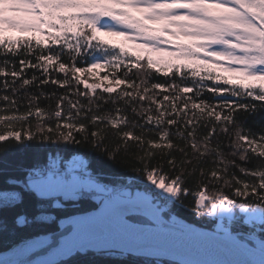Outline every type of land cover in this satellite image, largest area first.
Instances as JSON below:
<instances>
[{"label": "trees", "instance_id": "1", "mask_svg": "<svg viewBox=\"0 0 264 264\" xmlns=\"http://www.w3.org/2000/svg\"><path fill=\"white\" fill-rule=\"evenodd\" d=\"M137 2L0 0V14L8 13L0 18V69L8 73L7 87L0 80V191H24L34 198L37 213L52 216H26L20 202L0 208V251L22 238L55 230L62 217L96 207L91 194L40 198L26 186L29 171L46 166L50 157L67 160L75 154L109 184H125L127 176L141 179L152 172L177 180L179 202L166 215L183 223L201 225L191 210L196 194L203 191L208 197L260 205L264 225V73L260 82L250 72L254 65L264 66V0L216 2L237 10L242 19L220 15L201 1L187 4L185 13L209 16L230 34L232 40L224 41L223 48L242 44L237 45V63L231 64L236 70L209 60L216 33L198 18L185 14L174 22L154 19L153 10L146 5L139 11ZM38 10L46 13L44 23L49 25L40 29L43 44L27 35L34 28L33 18L39 19ZM111 17L129 24L127 38L161 41L159 50L171 58L170 66L155 67L157 53L149 47L129 51L102 39L97 29ZM5 25L12 29L10 36ZM93 62L117 82L115 90L87 91L75 79L76 69ZM230 69L238 74L236 79L226 76ZM13 70L19 73L15 79ZM134 182L126 188L138 185ZM242 184L249 190L240 189ZM22 215L26 220L19 223ZM59 264L176 263L88 249Z\"/></svg>", "mask_w": 264, "mask_h": 264}, {"label": "rangeland", "instance_id": "2", "mask_svg": "<svg viewBox=\"0 0 264 264\" xmlns=\"http://www.w3.org/2000/svg\"><path fill=\"white\" fill-rule=\"evenodd\" d=\"M198 1L203 2L206 8L208 7L209 10H215L220 15L226 14L228 16H236L242 19V17L235 9L231 10L225 6L213 7V5H216V2L218 0H138V2L136 3V8L137 10L141 11L144 6L147 5L153 10L154 19L162 16L174 22L177 21L178 18L185 15L184 11L186 8L190 9L187 4H189L190 6L196 5ZM28 4L29 6H34L35 2L28 1ZM7 14V12H1L0 18L1 16L6 17ZM190 17L193 19H195L194 17L198 18L197 20L201 21L202 24L207 28V30L216 33L215 40L209 48V60H216V62L222 64V67H229L233 70H236L237 67H235V65L231 66V64L237 63V60L239 58L237 53V45L242 44L235 43L234 49L223 48L224 41L231 42L232 40L230 34L225 33L223 27H220L218 24L215 25L214 19H211V17L209 16H204L200 19V15L196 16L193 12L187 16V19H189ZM128 26L129 24H127V22H121V20L117 19V17H111L110 21L103 23L97 29V33L99 36L101 33L107 34V39L104 40L108 42L112 41L111 43L120 44L123 47L127 48L129 51H137L139 49L149 47L153 49L155 53H157V55L154 57V61L152 62L155 67H158L159 69H166L168 66H170L172 62L171 58L165 56L159 50V47H161L162 45L161 41L153 39L141 41L135 39L133 40V37L127 38L125 35L127 33L126 29L128 28ZM3 28L5 29V33L7 34V36H10L12 32L11 27H6L5 25V27ZM97 65L99 67H94ZM232 69L227 70L226 72V76L231 80L236 79V76L238 75ZM75 71V79L79 81L82 84L83 88H85L87 91L101 89L106 92H111L117 87V82L110 78L106 69L99 62H93L86 66L85 69H76ZM250 72L252 76H255L254 80L261 82L259 78L261 77V74L264 73V66L254 65L252 66V68H250ZM73 157H76V174L82 178V181L72 188L62 189L55 193L41 191L39 194H37V192H35L37 197L51 198L61 196L63 198H77L80 194H91L92 198L96 200V197L100 196L103 192L122 190L133 194L135 190H139L142 191L145 195L150 196L151 201L156 204L157 208L161 209V215L165 220L176 223H183L171 213L169 215H166V213H169L168 210L170 206L175 202H179L177 197L180 191V185L178 184L177 180H166L162 176L152 172L146 174L145 177L141 179L127 176L125 177V184H120L119 182H117L116 184H109L106 181L104 182L100 180L101 177L92 174L86 168L85 159L78 154L71 156L67 160H62L59 156L50 157L46 166L37 168V170L44 171L51 167L53 169L58 168L63 171L65 166L72 160ZM31 171H29V174L31 173ZM133 182L137 183L138 185L133 186L134 188L132 189L126 188L127 184L130 186V183ZM26 186L30 188L27 182ZM241 188L242 190H249V187H246L245 184H242L240 189ZM20 192L22 194V199L19 202L21 203L23 213L26 216L34 214L35 218L41 220L49 219L52 217L49 214L37 213L34 198L26 196L24 191L20 190ZM53 201L55 204H58L59 202L57 199ZM191 212L194 214V217L196 219L201 221V225L195 224L196 226H200V228H203L210 232H215L217 224H221L223 229L230 230L231 233L234 236H237L241 241H251L252 243L251 245H249V247L256 252L258 251L262 256H264L263 209L260 205H244L232 199H227L219 196L208 197L205 194L197 193L196 200L194 202V208L191 210ZM24 218V220H26V217ZM139 218L140 220L135 219V221L138 223L150 222L144 216H139ZM222 234L223 233H221V235ZM240 251L242 253L241 249ZM177 254L179 255V253ZM183 254L185 255V258H187V261L181 262L178 259L157 257H154V259L168 260L176 264L197 263V261H195V258L198 257L195 254Z\"/></svg>", "mask_w": 264, "mask_h": 264}, {"label": "snow or ice", "instance_id": "3", "mask_svg": "<svg viewBox=\"0 0 264 264\" xmlns=\"http://www.w3.org/2000/svg\"><path fill=\"white\" fill-rule=\"evenodd\" d=\"M213 7L220 6L213 5ZM129 10L134 11L133 9ZM37 16L39 19L33 18L34 28L27 35H34L36 40L43 44L45 41L40 36V29H47L49 25L44 23L46 17L44 11L38 10ZM238 26H242V24H238ZM100 36L107 39L105 33H101ZM185 39L180 37L182 41ZM7 75L8 73L5 70L0 69V80H3L5 87H7V80L4 77ZM11 75L15 79L19 76V73L13 70ZM214 134L213 131L212 135ZM240 139L249 142L248 137L241 136ZM261 158L264 159V154H261ZM75 161L76 157H73L63 171L51 167L44 171L33 169L26 180L30 186L29 190L37 192V194L41 191L55 193L76 186L82 181V178L76 174ZM8 183L14 185L16 182L10 180ZM21 199L22 194L15 187L0 191V208L19 202ZM96 203L97 207L90 212L62 219L58 235L47 233L22 238L12 252L22 250L24 256L22 259L17 260L15 264H59L61 258L80 251L83 243L89 239H104L114 235L143 239L139 231L141 225L134 218L137 216L152 217L154 215L148 205L139 202L138 194L134 197L132 193L127 191L103 192L96 197ZM65 220L70 222L66 229L64 228ZM18 222L23 223L24 217H19ZM151 224H154L155 228L150 229V231L156 234L162 243L174 247H182L193 243L202 245L226 243L250 250L249 245L252 243L251 241H241L230 230L223 229L221 224H217L215 232L194 229L189 225L168 227L156 219H152ZM221 233L223 234L221 235ZM37 253L42 255L34 256ZM29 257L34 258L29 260Z\"/></svg>", "mask_w": 264, "mask_h": 264}, {"label": "water", "instance_id": "4", "mask_svg": "<svg viewBox=\"0 0 264 264\" xmlns=\"http://www.w3.org/2000/svg\"><path fill=\"white\" fill-rule=\"evenodd\" d=\"M137 194L139 195V202L143 205H148L154 213L152 217L144 216L150 221L149 223H138L137 222L139 225H141V228L139 231L143 239H133V238H128V237L119 236V235L109 236L104 239H89L83 243L82 249L78 252H84L85 250H88V249L114 251V252H120L123 254H131L135 256H142V257H149V258L157 257V258L178 259L181 262L187 261L186 260L187 258H185V255L183 253H193L198 257V259H202L208 264H236V262L231 259L229 254L225 251V249L219 243L213 244V245H202V244L193 243V244L184 245L182 247H174V246H170L165 243H162L160 239L157 237V235L150 231V229L155 228V225L151 224L152 219H156L158 222L168 227H178V226H183V225H189V226H192L194 229H201L207 232H210V231L200 228L199 226H196L194 224H183V223H178V222L176 223V222L165 220L161 215V209L157 208L156 204L151 201V198L149 195H145L142 191L135 190V192L133 193V196L135 197ZM96 207L89 209V210H85L83 212L75 213L68 217L78 216V215L90 212L94 210ZM66 217H62L58 219V227L56 230L45 232V233H39L36 235H42V234H47V233H53V234L58 235L59 234L58 229H60L61 227V220ZM69 223H70L69 221L65 220V223H64L65 229L69 226ZM30 237L31 236L26 237V238H30ZM19 241L13 243L8 248L0 251V264H7V262H5L6 260H5L4 255L10 256V259H12L11 261H9L11 262L10 264H15L17 260L23 258L24 252L22 250H17L16 252H12V250L15 248V246L17 245ZM241 250L243 254H245L249 259H251L255 264L256 263L264 264V256H262L258 251L256 252L251 248L248 251L244 249H241ZM177 253H179V255ZM41 255L42 254L40 253L34 254V256H41ZM69 256L63 257L60 260L66 259ZM33 258L34 257H29L28 259L31 260ZM197 263H191V264H197Z\"/></svg>", "mask_w": 264, "mask_h": 264}, {"label": "bare ground", "instance_id": "5", "mask_svg": "<svg viewBox=\"0 0 264 264\" xmlns=\"http://www.w3.org/2000/svg\"><path fill=\"white\" fill-rule=\"evenodd\" d=\"M184 14L188 15V12L185 13V11H184ZM199 193L204 194L203 191H201ZM219 197L225 198L224 196H220V195H219ZM183 224H185V223H183ZM57 227H58V225H57ZM219 244L225 249V251L229 254L231 259L236 262V264H255L251 259H249L245 254H243V252L241 253V251H240L241 248H238V247H235L234 245L226 244V243H219ZM244 250L248 251L247 249H244ZM112 252H114V251H112ZM116 253H120V252H116ZM74 254H72V255H74ZM247 255H248V253H247ZM4 257L6 260L5 262H7V264H10L11 262H9V261L12 260V259H10V256L4 255ZM195 261H197L199 264H208L207 262L203 261L202 259H198V258H195Z\"/></svg>", "mask_w": 264, "mask_h": 264}]
</instances>
